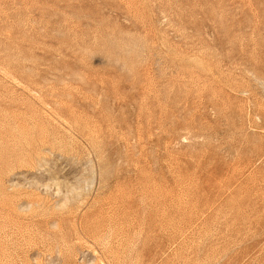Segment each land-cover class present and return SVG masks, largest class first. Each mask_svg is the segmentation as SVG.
I'll return each instance as SVG.
<instances>
[{
  "label": "rangeland",
  "instance_id": "obj_1",
  "mask_svg": "<svg viewBox=\"0 0 264 264\" xmlns=\"http://www.w3.org/2000/svg\"><path fill=\"white\" fill-rule=\"evenodd\" d=\"M0 264H264V0H0Z\"/></svg>",
  "mask_w": 264,
  "mask_h": 264
}]
</instances>
